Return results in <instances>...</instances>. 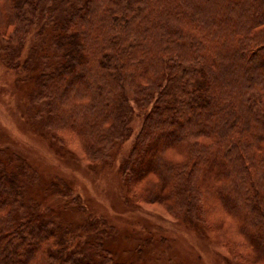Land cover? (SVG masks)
I'll return each instance as SVG.
<instances>
[{
	"label": "trees",
	"instance_id": "trees-1",
	"mask_svg": "<svg viewBox=\"0 0 264 264\" xmlns=\"http://www.w3.org/2000/svg\"><path fill=\"white\" fill-rule=\"evenodd\" d=\"M53 1L0 0V26L19 39L7 68L38 107L30 126L73 129L88 162L114 166L139 206L197 224L210 196L225 217L207 211V226L264 262V0H61L52 40L62 61L32 74ZM131 100L150 106L138 130ZM1 145L0 264H125L90 234L103 219L61 226L71 185L29 203L31 163Z\"/></svg>",
	"mask_w": 264,
	"mask_h": 264
},
{
	"label": "rangeland",
	"instance_id": "rangeland-1",
	"mask_svg": "<svg viewBox=\"0 0 264 264\" xmlns=\"http://www.w3.org/2000/svg\"><path fill=\"white\" fill-rule=\"evenodd\" d=\"M54 1L55 12L39 39V49L32 61L36 73L32 71V74L44 73V68L51 69L62 61L52 39L61 30L60 24L68 7L61 0ZM0 6L3 8L2 2ZM16 42L19 43V39L13 27L0 26V142L4 141L0 145L18 151L31 163L29 171L35 173V178L29 181V176L24 177L27 182L25 199L29 203L33 201L37 206L44 207L50 194L47 189L53 183L71 185L76 201L61 205L56 215L61 226L77 231L89 217L103 219L104 224L94 225L90 234L99 235L105 248L125 264H264L261 260H253V254L238 236L228 233L229 238L223 241L215 226H207L209 211L213 220H217L219 214H222V219L225 217L221 207L210 196H205L203 204L206 211L204 214L201 212L202 218L197 220V224L184 218V215L174 219L161 213L160 208L139 206L114 166L98 170V162H88L90 160L83 156L81 139L73 129H66L57 121H52L58 124L54 125L56 128L31 127L28 112L31 110L32 114L38 108L25 98V93L31 89L28 85L23 87L18 84L16 73L7 68L8 61L14 57L8 58L6 47L14 46ZM131 92L128 91L130 97L133 96ZM131 103L134 112L131 126L138 130L150 106L139 110L132 100ZM131 141L133 137L128 142ZM5 142L11 144L6 145ZM128 142L124 144L126 149L130 146ZM125 148L121 154L126 153ZM14 162L19 165L18 159Z\"/></svg>",
	"mask_w": 264,
	"mask_h": 264
}]
</instances>
